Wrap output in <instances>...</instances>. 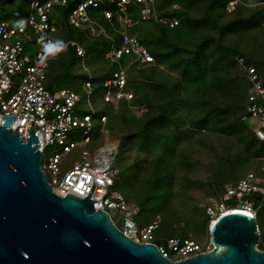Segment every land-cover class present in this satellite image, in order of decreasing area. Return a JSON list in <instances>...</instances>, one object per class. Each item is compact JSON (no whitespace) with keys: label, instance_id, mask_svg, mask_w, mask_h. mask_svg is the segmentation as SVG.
<instances>
[{"label":"trees","instance_id":"1","mask_svg":"<svg viewBox=\"0 0 264 264\" xmlns=\"http://www.w3.org/2000/svg\"><path fill=\"white\" fill-rule=\"evenodd\" d=\"M29 1L27 0V2ZM229 1L231 0H158L155 4L156 12L160 16L177 18L178 25L175 27H168L154 20H143L140 16V7L135 4L127 5L125 13H123L127 22L120 21L117 15L108 21L101 17L100 9H94L97 19L106 27L117 45L121 42L119 31L125 29L124 31L127 33L138 36L141 43L149 49L155 58L153 64L142 65L135 62L128 66L126 90L133 93V98L131 100L122 99L116 104L104 101L103 83L120 65H128L131 57L124 55L118 62L108 60L105 54L110 49L112 41L107 38L91 37L82 30L67 26L57 33L58 37L75 39L82 46L84 39L95 52L91 65H86L90 67L93 74L92 102L93 99L94 101L98 100L104 108L99 112L95 110L93 120L97 118L100 126L96 133L92 132L93 139L87 148L92 150L100 145L97 142V137L101 129H106L118 141L116 155L118 168L122 156L129 149L136 150L137 158L132 163L121 165L118 174L119 181L116 180L115 185L124 190L122 193L127 199V195H130L138 200V206H140L138 215L147 204L151 206L149 222L142 223L137 220L138 215L136 216L139 226L149 224L156 215H160L161 222L155 231L156 238L158 237L157 231L161 230L163 223H166L169 229L175 233L167 237H158V242L172 236L190 237L198 240L189 232L183 233L184 227L181 226V223L173 226L169 220L170 209L166 206L173 193L178 163L183 158L182 145L194 140V135L210 128L209 126L213 122L212 117L220 116L230 110L229 102L220 103L217 97L212 96L214 89H220L222 96L227 95L225 94L227 79H224V66L216 55L217 50L215 49L225 52L228 49L231 50L233 63L238 69L237 58H244L247 64L256 68L264 83L262 78L264 27L261 25L264 7L259 4L264 0H241L234 10L228 12L226 7ZM199 3L206 4L204 15L195 18L189 14L188 10ZM173 4H177L179 8L172 9ZM73 6L72 3L66 12ZM111 8L114 12L118 10L115 5ZM223 9L232 13L233 16L227 21L219 23L220 14L218 11ZM5 21H8L11 26L18 25L12 20L5 19ZM128 23L130 25L126 29L125 26ZM208 24L215 28L218 37L205 36L203 39H199L197 31ZM25 27L30 32L29 27ZM240 33H246L253 41L256 35L261 37L259 41L254 42L256 46L252 47L248 54H244L236 48L231 49L221 42L225 35ZM39 40L37 35H33L31 41H25V53H27L28 44L36 49ZM160 66H166L178 76L175 77L169 72L159 69ZM134 70L138 74H133ZM86 77L87 74L81 66V58L73 47L68 46L65 51L60 52L50 62L45 84L51 91L70 88L82 94V83ZM243 80L244 91L240 94L239 104L241 112L236 115L234 120H229L227 117V122L222 130L239 134V142L242 146L251 147L255 141L262 145L260 153L263 155L260 154V156L259 151L253 153L259 157L257 166L249 171L260 174L262 173L263 161L261 158L264 157V143L259 142L253 132L241 121L247 96L244 76ZM141 108L146 110L141 115H136L135 110ZM195 109L199 113L200 110H204L203 114H194ZM101 116H106L104 123L100 120ZM186 121H188L187 124ZM244 130L245 134H242ZM242 146L239 147L238 157L242 155ZM234 162L230 161L229 167H234ZM227 178L228 176H225L221 179L226 181ZM241 178L235 179L234 182L223 183L219 192L213 196H218L224 191L227 184H235ZM261 209H264V206ZM203 211L205 216L203 222H205V229L208 233L209 218L204 208Z\"/></svg>","mask_w":264,"mask_h":264},{"label":"built area","instance_id":"2","mask_svg":"<svg viewBox=\"0 0 264 264\" xmlns=\"http://www.w3.org/2000/svg\"><path fill=\"white\" fill-rule=\"evenodd\" d=\"M157 1L30 0L29 14L25 22L30 32L26 30L25 24L22 27L11 26L8 21L0 19V124L2 117H15L10 128L24 138L28 137L31 126L35 125L42 153L40 165L53 190L62 187L68 193L84 198L95 185L89 198L98 202L99 209L109 213L110 217V211L116 212L121 217L122 228L117 227L124 236L140 243H154L163 257L179 261L214 248L209 234L210 225L221 215L239 211L251 214L256 219L257 212L264 206V157L261 158L262 173L248 172L237 183L227 184L218 196L206 197L203 208L209 218V224L204 240L172 236L158 242L155 231L161 222L160 215H156L149 224L139 226L136 216L140 207L115 189L119 174L116 165L118 141L107 137L94 149L87 148L93 139L94 128L93 74L84 64L86 52L83 46L75 39L57 36L58 31L66 26L76 28L91 37L110 39L112 44L105 54L108 60L118 62L122 56H130L131 61L128 65H120L104 81L103 99L114 104L122 99L131 100L133 93L126 90L128 66L135 62L148 65L154 63L155 58L138 36L124 30L119 31L121 42L117 45L93 10L100 9L101 17L108 21L117 15L120 21L127 22L123 13L127 5L135 4L140 7V16L143 20H154L168 27L177 26V18L160 16L156 12ZM240 1H229L227 11L234 10ZM72 3L74 6L66 12ZM259 4L264 7V1H260ZM114 5L118 8L117 12L111 8ZM171 8L179 7L173 4ZM261 25L264 27V14ZM33 35L39 38L44 36L45 42L63 40L67 47L75 49L87 74L82 83V90L89 112H84L81 116L76 115L78 104L82 100L78 92L70 88L51 91L46 87L49 64L59 53L55 56L49 55L42 60L44 54L40 40L34 57L25 53V41H31ZM237 63L247 85L245 109L241 121L253 132L259 142L264 143V83L256 68L247 64L244 58L238 57ZM15 77L17 80L14 79ZM100 120L104 123L106 116H101ZM78 129L81 130V134L76 137L71 136V133ZM105 132L108 133L106 130ZM53 146L57 148L50 155H46V150ZM74 149H80L79 158L64 167L65 156ZM112 221L114 223L113 219ZM257 229L259 242L255 247L264 251V234L261 233L258 223Z\"/></svg>","mask_w":264,"mask_h":264},{"label":"water","instance_id":"3","mask_svg":"<svg viewBox=\"0 0 264 264\" xmlns=\"http://www.w3.org/2000/svg\"><path fill=\"white\" fill-rule=\"evenodd\" d=\"M14 118L0 124V264H264L257 221L239 211L210 225L211 251L179 261L127 238L89 198L95 185L84 198L52 189L37 127L24 138L10 128Z\"/></svg>","mask_w":264,"mask_h":264},{"label":"rangeland","instance_id":"4","mask_svg":"<svg viewBox=\"0 0 264 264\" xmlns=\"http://www.w3.org/2000/svg\"><path fill=\"white\" fill-rule=\"evenodd\" d=\"M28 3L29 2H27V0H0V18L4 20H12L15 24L23 21V24L27 26L25 22L29 14ZM205 6L206 4L199 3V5L189 8L188 12L191 16L200 18L204 15ZM218 12L220 14L219 23L227 21L231 16H233L232 13H228L226 9ZM129 25L130 24L128 23L125 26L126 29ZM205 36L214 38L218 37L217 31L211 26V24H208V26L197 31V37L199 39H203ZM260 38V36L256 35L255 40L253 41L246 33L229 34L225 35V37L221 39V42L223 45L228 46L231 49L236 48L242 53L248 54L249 50L256 46L254 42L259 41ZM83 42L84 49L87 53L85 63L87 65H91L95 52L93 48H90L89 44L84 41V39ZM26 49L27 54L34 57L36 49L34 47H30L29 44ZM215 50H217L216 55L222 62V66H224V79H227V83L225 84V94L227 95L222 96L220 89H214L212 91V96L217 97L220 103L223 101L229 102L230 110L220 116L212 117L213 122L209 126L210 128L203 130V132L197 134L196 136L194 135V140L182 145L181 149L184 152L183 158L180 160L181 162L178 163L173 193L170 197V202L166 206L170 209L171 217L169 220L173 223V226L177 223H181V226L184 227L182 231L183 233L189 232L194 238L201 241L207 236L205 222H203L205 219L203 203L206 197L217 194L223 186V183L234 182L235 179L241 178L251 169L255 168L257 166V159L261 154L260 147H262V145H259L256 141L251 147L245 145L242 146L239 142V134L224 132L222 130L227 122V117L229 120H234L236 115L241 112L239 104L241 101L240 94L244 91V80L242 72L237 68L236 64L233 63L231 50L228 49L227 52L224 50L220 51L219 49ZM159 69L169 72L175 77L178 76L177 73L168 69L166 66H160ZM132 73L138 74L136 70ZM262 78L264 80V68L262 71ZM14 79L17 80V77ZM80 95L82 96V100L77 107V116H81L87 110L84 100L85 96L83 93ZM93 103L96 112L103 110V104H100L98 100L94 101L93 99ZM145 110V108L137 109L135 110V113L136 115H141V113ZM203 111L204 110H200V113L203 114ZM200 113L196 111V109L194 110V114L200 115ZM185 123L187 124L188 121ZM93 124V133H96L100 126L97 118L93 120ZM105 130H100L97 142L101 144L107 137L117 139L109 132L106 134ZM237 131L239 132V128ZM79 134H81L80 129L71 133V136L76 137ZM242 134H245V130L242 131ZM241 146L243 149L242 155L238 157L239 147ZM56 148V146L49 147L46 150V155H50ZM255 151H259V155L257 154L258 156L253 155ZM79 152L80 149H74L71 153L67 154L65 156L63 166L67 167L71 165L74 160L78 159ZM136 158V150L129 149L122 156L119 169L121 168V165L132 163ZM230 161H235L234 167H229ZM225 176H228V178L226 181H223L221 178H224ZM116 180L119 181V176ZM115 189L124 192V190L118 185H115ZM127 197L131 202L138 204L137 199H134L130 195H127ZM110 213L116 226L122 228L121 217L114 211H110ZM150 218L151 206L147 204L137 216V220L142 223H147L150 221ZM256 221L262 234H264V209H260L257 212ZM173 234L175 233L169 229L166 223H163V227L161 230L157 231L156 235L158 237H167Z\"/></svg>","mask_w":264,"mask_h":264},{"label":"clouds","instance_id":"5","mask_svg":"<svg viewBox=\"0 0 264 264\" xmlns=\"http://www.w3.org/2000/svg\"><path fill=\"white\" fill-rule=\"evenodd\" d=\"M17 26L22 27L23 26V21L18 22V25ZM40 42L42 43L43 54H44L41 57L42 60L45 59V58H47L49 55L55 56L56 54H58V53H60L62 51H65L66 48H67V44L63 40H59V39L54 40V41L48 40L47 42H45V37L44 36H41L40 37ZM85 61H86V59H85ZM85 61H84V64L86 65Z\"/></svg>","mask_w":264,"mask_h":264}]
</instances>
